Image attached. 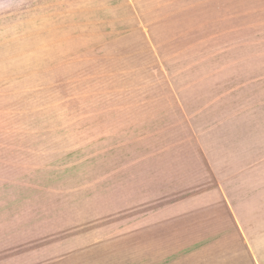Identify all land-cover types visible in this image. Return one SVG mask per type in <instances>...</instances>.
<instances>
[{
  "label": "rangeland",
  "instance_id": "374dc122",
  "mask_svg": "<svg viewBox=\"0 0 264 264\" xmlns=\"http://www.w3.org/2000/svg\"><path fill=\"white\" fill-rule=\"evenodd\" d=\"M262 36L264 28L234 29L232 43L157 45L170 90L126 52L122 77L72 79L67 91L54 89L55 77H11L0 91V264L208 258L195 248L193 198L205 170L179 96L193 122L230 119L233 109L264 119L262 93L226 92L223 101L211 91L213 77L252 62ZM126 50L142 57L140 45ZM136 66L139 78L130 77Z\"/></svg>",
  "mask_w": 264,
  "mask_h": 264
},
{
  "label": "crops",
  "instance_id": "0c3cea01",
  "mask_svg": "<svg viewBox=\"0 0 264 264\" xmlns=\"http://www.w3.org/2000/svg\"><path fill=\"white\" fill-rule=\"evenodd\" d=\"M250 28H264V0H0V91L9 90L11 77H55L58 92L72 79L122 77L124 52L170 90L157 45L232 43L234 29ZM258 40L252 62L213 77L212 92L252 91L264 101V36ZM138 45L142 57L127 52ZM134 69L128 75L139 78ZM179 105L205 170L193 198L195 248L208 258L193 264H264V119L235 116V105L230 119L193 122L190 104L179 96Z\"/></svg>",
  "mask_w": 264,
  "mask_h": 264
}]
</instances>
